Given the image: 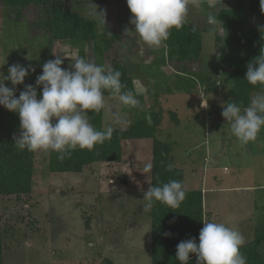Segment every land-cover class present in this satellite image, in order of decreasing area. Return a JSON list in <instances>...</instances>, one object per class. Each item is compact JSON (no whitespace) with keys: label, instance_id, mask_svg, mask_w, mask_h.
Returning a JSON list of instances; mask_svg holds the SVG:
<instances>
[{"label":"rangeland","instance_id":"374dc122","mask_svg":"<svg viewBox=\"0 0 264 264\" xmlns=\"http://www.w3.org/2000/svg\"><path fill=\"white\" fill-rule=\"evenodd\" d=\"M235 1L202 0L199 7L190 8L187 24L198 26L202 34L199 67L218 80L221 88L209 93L204 87L193 93L165 91L176 72L166 61L154 64L164 59L165 49L154 50L141 40L130 23L132 13L126 0H107L97 5V11L105 10V22L119 34L108 57L118 55L132 74L143 110L123 106L111 95H105L106 103L120 113L125 124L136 111L161 109L155 137L174 143L171 156L184 171L185 186L202 190L203 222L235 228L247 243L264 219V126L255 142L242 146L231 133L230 122L222 117L232 80L229 69L218 63V25L207 22L209 13L233 7ZM72 10L92 19L91 7L73 4ZM240 16L248 27L261 25L259 13L243 14L242 10ZM81 47L86 59L101 65L89 42L77 46L49 36L31 37L27 24L14 21L11 8L0 5V73L7 75L13 63L35 69L15 86L16 97L25 84H32L39 99L42 86L35 79L42 74L43 63L60 55L61 67L70 68L71 57ZM101 66L107 68L110 63ZM4 83L12 87L11 81ZM204 103L206 108L201 106ZM102 119L104 129L112 125L109 111L102 110ZM19 124V114L0 105V139L18 136ZM151 147V138L122 140L118 162L93 163L80 173L50 172L46 167L49 152H35L31 192L4 196L0 201L3 264H107L108 260L151 264L150 216L143 210L144 192L151 182V171H143L151 163ZM260 252L264 254V243Z\"/></svg>","mask_w":264,"mask_h":264},{"label":"trees","instance_id":"16d2710c","mask_svg":"<svg viewBox=\"0 0 264 264\" xmlns=\"http://www.w3.org/2000/svg\"><path fill=\"white\" fill-rule=\"evenodd\" d=\"M107 0H0L1 6L11 8V17L14 21L25 22L31 37L49 36L54 40H66L77 45L90 43L98 62L109 61L110 66L119 70L121 81L127 90L135 94L133 76L121 62L118 55L108 57L114 43L119 40V34L110 24L105 27L98 21H93L79 12L72 10V5L91 7L102 5ZM244 5L260 15L261 25L264 26V13L260 10V0H237L231 8L220 7L217 15L218 32L215 42L219 48L218 63L222 69H229L232 80L228 91V102L237 103L241 109L249 106L252 93L264 90V86L249 84L245 79L247 64L252 62L264 48V33L258 27H248L240 16ZM193 24H185L180 30H170L167 41V51L164 50V59L154 61V64H165V61L175 70V79L168 83L165 91H181L193 93L199 87L204 92H218L211 74H203L199 67V58L202 45L201 29ZM225 30V35L222 36ZM110 32L112 36H109ZM77 54L85 57L84 49L78 48ZM109 58V59H108ZM150 67V66H148ZM150 70V69H149ZM150 72V71H149ZM158 85V84H157ZM105 95H110L105 92ZM90 123L97 130H103L102 110L96 113L86 110ZM150 113L152 124H147L145 114ZM161 121V109L152 111H136L132 120L114 128L111 140L96 145L92 151L77 147L70 158L62 162L57 159L58 153L50 151L46 167L50 172L80 173L84 167L98 162H118L121 157V141L132 139L151 138V182L152 186L161 185L169 179L180 180L184 184L185 175L182 168L175 166L171 156L173 142L161 141L155 137L157 127ZM35 152L19 150L14 144L13 137L0 139V201L4 196L29 194L32 187L33 160ZM172 163L174 168L166 170L167 164ZM124 181V180H123ZM185 186V184H184ZM186 199L178 209H172L158 201L148 214L150 216V257L151 264H181L176 258V245L189 238L199 242V230L203 227L202 190L188 189ZM0 212V264H3V235ZM171 233L165 236L164 233ZM264 243V219L256 226L253 239L241 246V252L247 257V264H264V254L260 246ZM187 264H196V254L190 253ZM107 264H113L111 260Z\"/></svg>","mask_w":264,"mask_h":264},{"label":"clouds","instance_id":"9594fccd","mask_svg":"<svg viewBox=\"0 0 264 264\" xmlns=\"http://www.w3.org/2000/svg\"><path fill=\"white\" fill-rule=\"evenodd\" d=\"M126 2L132 13L130 23L135 26V32L141 40L149 48L158 50L163 47L165 51V41L169 39L170 30H180L189 22L190 8L202 4V0ZM97 7L92 3L89 15L93 21L105 27L106 12L104 9L97 11ZM260 10L264 13V0H260ZM207 22L214 26L217 15L209 13ZM258 28L264 33V26ZM192 30H196L195 25H192ZM128 31L126 28L125 33ZM107 34L112 36L110 32ZM221 34L224 36L225 30ZM71 60L70 68L61 67L63 60L60 55L43 63L42 74L35 79V84L42 86L39 99L36 87L32 84H25L18 97L14 95L15 86L22 84L25 77L35 71L31 65L13 63L8 67L7 75L0 73V105L19 114V135L13 136L17 149L31 152L55 151L58 153L57 159L62 162L70 158L77 147L92 151L96 145L111 140L114 132L112 125L123 123V118L118 111L113 110L112 105L106 103L105 92L118 97L123 106L143 110L136 94L127 90L122 83L119 70L111 66L105 68L78 54L71 57ZM246 67L247 82L253 86H264V48ZM5 80L11 81L12 87L5 86ZM201 106L206 108L207 103ZM86 110L96 113L109 111L112 125L97 130L90 123ZM221 115L230 122V131L242 146L255 142L264 126V90L253 95L249 106L243 110L235 102L226 103ZM144 118L147 124H152L150 113H146ZM173 168L172 163L166 166L168 171ZM151 169L152 164H146L143 172L148 174ZM143 198L146 201L143 210L146 212L152 209L155 201L178 209L186 199V188L182 181L169 179L158 186L150 184ZM164 235L170 236L171 233L165 232ZM198 239V243L195 238H189L176 245V258L181 264H187L190 253L196 254V264H247V257L240 250L246 240L237 229L224 223L204 221Z\"/></svg>","mask_w":264,"mask_h":264},{"label":"crops","instance_id":"0c3cea01","mask_svg":"<svg viewBox=\"0 0 264 264\" xmlns=\"http://www.w3.org/2000/svg\"><path fill=\"white\" fill-rule=\"evenodd\" d=\"M224 7H226V6H224ZM227 8H231V7H227ZM249 12V13H254V14H257V12H253V11H250L249 9H248V7H247V5H244V7H243V14L245 13V12ZM243 19V18H242ZM244 20V19H243ZM159 60V59H158ZM157 64V63H156ZM160 65H164V64H162V63H160ZM140 66H142V64H140ZM144 66H147V65H144ZM148 67V66H147Z\"/></svg>","mask_w":264,"mask_h":264}]
</instances>
